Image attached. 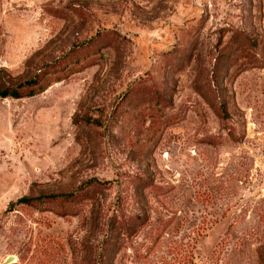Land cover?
<instances>
[{
    "label": "rangeland",
    "instance_id": "1",
    "mask_svg": "<svg viewBox=\"0 0 264 264\" xmlns=\"http://www.w3.org/2000/svg\"><path fill=\"white\" fill-rule=\"evenodd\" d=\"M33 77L0 264H264V0H0V88Z\"/></svg>",
    "mask_w": 264,
    "mask_h": 264
},
{
    "label": "trees",
    "instance_id": "2",
    "mask_svg": "<svg viewBox=\"0 0 264 264\" xmlns=\"http://www.w3.org/2000/svg\"><path fill=\"white\" fill-rule=\"evenodd\" d=\"M34 86H37V87L41 86L39 78L33 77L30 79H26L23 82H20L13 87H1L0 88V96L3 97L6 95H10L13 97H17L20 95H29V94L33 93V87ZM21 87L27 88L26 91H20L19 88H21ZM19 200L26 201L27 198L26 197H20Z\"/></svg>",
    "mask_w": 264,
    "mask_h": 264
},
{
    "label": "water",
    "instance_id": "3",
    "mask_svg": "<svg viewBox=\"0 0 264 264\" xmlns=\"http://www.w3.org/2000/svg\"><path fill=\"white\" fill-rule=\"evenodd\" d=\"M10 259V255L6 257L5 261L9 260Z\"/></svg>",
    "mask_w": 264,
    "mask_h": 264
}]
</instances>
